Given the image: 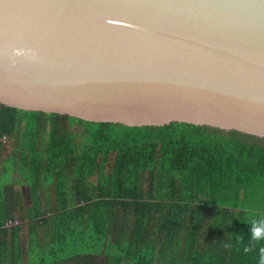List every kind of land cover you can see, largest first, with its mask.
Listing matches in <instances>:
<instances>
[{"label": "trees", "instance_id": "trees-1", "mask_svg": "<svg viewBox=\"0 0 264 264\" xmlns=\"http://www.w3.org/2000/svg\"><path fill=\"white\" fill-rule=\"evenodd\" d=\"M260 219L264 139L0 107V264H259Z\"/></svg>", "mask_w": 264, "mask_h": 264}, {"label": "water", "instance_id": "water-1", "mask_svg": "<svg viewBox=\"0 0 264 264\" xmlns=\"http://www.w3.org/2000/svg\"><path fill=\"white\" fill-rule=\"evenodd\" d=\"M0 107L264 139V0H0Z\"/></svg>", "mask_w": 264, "mask_h": 264}, {"label": "clouds", "instance_id": "clouds-1", "mask_svg": "<svg viewBox=\"0 0 264 264\" xmlns=\"http://www.w3.org/2000/svg\"><path fill=\"white\" fill-rule=\"evenodd\" d=\"M251 223L250 239L252 241L264 240V219L253 220ZM245 251H248V249L245 248ZM259 253V264H264V247L259 249Z\"/></svg>", "mask_w": 264, "mask_h": 264}, {"label": "crops", "instance_id": "crops-1", "mask_svg": "<svg viewBox=\"0 0 264 264\" xmlns=\"http://www.w3.org/2000/svg\"><path fill=\"white\" fill-rule=\"evenodd\" d=\"M25 190H26V187L20 186L19 191L25 192ZM25 201L28 202V197L27 196L25 197ZM93 264H102V263L101 262H99V263L94 262Z\"/></svg>", "mask_w": 264, "mask_h": 264}, {"label": "rangeland", "instance_id": "rangeland-1", "mask_svg": "<svg viewBox=\"0 0 264 264\" xmlns=\"http://www.w3.org/2000/svg\"><path fill=\"white\" fill-rule=\"evenodd\" d=\"M78 128H79V127H78L77 125L74 126V130H75V132H77V133H78V131H79ZM256 138H257V137H256ZM4 142H5V144H8V141H7L6 139L4 140ZM262 143H263V142H262Z\"/></svg>", "mask_w": 264, "mask_h": 264}, {"label": "built area", "instance_id": "built-area-1", "mask_svg": "<svg viewBox=\"0 0 264 264\" xmlns=\"http://www.w3.org/2000/svg\"><path fill=\"white\" fill-rule=\"evenodd\" d=\"M4 139H5V138H4ZM14 224L17 225L18 222H15ZM11 225H13V223H12V222H9V223H8V226H11Z\"/></svg>", "mask_w": 264, "mask_h": 264}]
</instances>
